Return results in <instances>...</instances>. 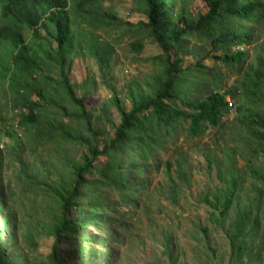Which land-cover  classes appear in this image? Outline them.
I'll list each match as a JSON object with an SVG mask.
<instances>
[{
    "label": "rangeland",
    "instance_id": "374dc122",
    "mask_svg": "<svg viewBox=\"0 0 264 264\" xmlns=\"http://www.w3.org/2000/svg\"><path fill=\"white\" fill-rule=\"evenodd\" d=\"M177 1L179 5L186 3L192 14L206 13L209 8L203 0ZM103 6L124 22L107 32L102 28L95 30L100 40L112 48L109 66L102 70L93 55L81 52L84 41L68 63L69 79L77 85L78 93L83 94L85 86L90 88L87 103L100 148L108 138H114L116 125L121 122L113 106V92L119 94L129 109L127 96L131 87L137 92L153 91L157 85L155 78L161 72L155 58L163 54L161 46L136 26L148 19L138 2L108 0ZM263 39L264 33L255 32L250 46H243L252 54L243 67L225 64L211 56L203 61L206 67L200 69L196 56L184 55V67L193 68L184 79L188 98L199 101L216 92L226 95L228 105L221 123L217 126L203 123L199 136L189 133V119L177 120L163 135L159 129L154 152L138 158V164L144 168L142 172L136 174L132 166L125 167L123 158L120 162L119 176L127 175L131 185L126 196L110 178L88 175L100 181L89 196L83 188L85 195L80 202L84 211L89 203L95 204L101 222L89 226V240L86 229L80 234L73 232L69 240L63 235L62 264H264V182L254 173H264V154H254V139L240 122L244 101L238 91L243 70L252 63L257 44ZM138 41L144 44L142 49L135 48ZM200 47L203 52L212 49L211 44L195 40L188 42L186 48ZM2 53L0 47V58ZM215 54L221 55L223 51ZM42 82L49 83L47 79ZM15 97L19 96L13 95L8 82L0 79V200L11 217L4 232V255L9 260L16 259L17 264H53L51 253L56 240L47 224L60 211V205L50 186L32 176L43 173V178L44 169L50 167L53 180L66 181L70 167L65 161L84 163L89 160V153L83 144L69 139L38 143L33 136L28 140L18 116L28 111L15 105L18 102ZM32 98L35 100L37 96L33 94ZM56 98L61 101L62 96ZM185 110L191 112L188 107ZM44 114L61 133L64 130L74 133L79 126L85 132L86 123L74 120L59 107L50 106ZM106 160L101 156L95 164L103 167ZM180 164L187 170L189 182L179 177ZM233 173L238 177V192L232 207L221 215V207L213 205V193L228 188ZM245 204L250 210L254 233L249 247L238 255L232 249L228 230L239 206ZM70 214L76 219L78 207H70ZM5 215L6 211L0 209V223Z\"/></svg>",
    "mask_w": 264,
    "mask_h": 264
},
{
    "label": "trees",
    "instance_id": "16d2710c",
    "mask_svg": "<svg viewBox=\"0 0 264 264\" xmlns=\"http://www.w3.org/2000/svg\"><path fill=\"white\" fill-rule=\"evenodd\" d=\"M105 1L108 0H0V47L3 48L0 79L8 82L13 95L19 96L14 98L18 100L15 105L28 111L18 114L26 138L31 140L35 136L33 141L38 143L48 139L61 143L69 139L83 144L89 153L87 162L65 161L70 167L66 181L53 180L50 167L44 169L43 178V173L32 176V179L50 186L60 205V211L47 224L56 240L51 253L53 264H62L63 235L69 240L73 232L80 234L84 229L88 232L92 223L101 222L95 204L89 203L87 211H84L80 202L85 195L83 188L89 196L100 181L88 175L102 174L110 178L126 196L131 185L127 175L119 176L120 162L123 158L125 167L132 166L131 170L136 174L142 172L144 168L138 164V158H146L149 151L154 152L159 129L163 135L177 120L189 119V133L199 136L203 123L211 126L221 123L228 105L226 95L216 92L199 101L188 98L184 79L193 68L184 67V55L191 53L196 56V65L200 69L206 67L203 61L211 56L225 64L243 67L246 59L252 56L243 46H250L253 33H264V0H203L209 7L208 11L198 14H192L186 3L179 5L177 0H135L148 18L136 26L145 30L163 49V54L155 58L161 72L155 78L157 85L153 91L137 92L131 87L127 96L129 109L119 94L113 92V106L117 108L121 122L116 125L114 138H108L100 148L87 103L90 88L85 86L84 93H78L77 85L69 79L68 63L72 62L78 45L84 41L85 46L80 51L93 55L102 70L109 66L112 48L100 40L95 30L102 28L107 32L124 22L115 12L104 8ZM76 36H79L78 40H75ZM193 40L209 43L212 49L206 52L201 47L187 49L188 42ZM143 45L140 41L134 44L136 49H142ZM257 45L252 63L243 70L238 91L244 101L240 108V122L254 139V154H264V39ZM219 51L223 54L213 55ZM44 79L49 81L47 85H43ZM54 93L55 96H51ZM33 94L37 96L35 100ZM56 95L62 96L61 101ZM50 106L59 107L74 120L86 123L85 132L80 126L73 130L74 133L62 129V133L59 132L44 114ZM186 107L191 112H186ZM101 156L107 158L103 167L95 164ZM168 168H171L170 164ZM254 173L264 182V173ZM178 175L189 182L187 170L181 164ZM238 183V177L233 173L229 187L213 193L215 204L210 195L206 196L215 208L221 207V215L232 207ZM74 205L79 210L76 219L70 214V207ZM0 209L6 211L0 223V264H17L16 259L9 260L4 255V232L11 217L2 200ZM238 209L230 222L228 237L233 251L239 255L249 247L254 228L251 227L249 207L245 204ZM86 238L91 239L89 232Z\"/></svg>",
    "mask_w": 264,
    "mask_h": 264
},
{
    "label": "built area",
    "instance_id": "2783aa9c",
    "mask_svg": "<svg viewBox=\"0 0 264 264\" xmlns=\"http://www.w3.org/2000/svg\"><path fill=\"white\" fill-rule=\"evenodd\" d=\"M229 104H230L231 106H233V103H232V102H230Z\"/></svg>",
    "mask_w": 264,
    "mask_h": 264
}]
</instances>
